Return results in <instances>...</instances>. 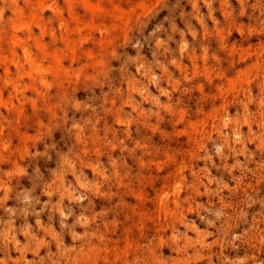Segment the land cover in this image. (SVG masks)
I'll return each instance as SVG.
<instances>
[{
    "label": "rangeland",
    "instance_id": "obj_1",
    "mask_svg": "<svg viewBox=\"0 0 264 264\" xmlns=\"http://www.w3.org/2000/svg\"><path fill=\"white\" fill-rule=\"evenodd\" d=\"M0 264H264V0H0Z\"/></svg>",
    "mask_w": 264,
    "mask_h": 264
},
{
    "label": "bare ground",
    "instance_id": "obj_2",
    "mask_svg": "<svg viewBox=\"0 0 264 264\" xmlns=\"http://www.w3.org/2000/svg\"><path fill=\"white\" fill-rule=\"evenodd\" d=\"M91 4V3H90ZM89 4V5H90ZM86 5V4H85ZM96 5L98 6V4L96 3ZM91 6H92V4H91ZM114 6V5H113ZM131 10V9H130ZM127 11V10H126ZM125 11V12H126ZM124 12V11H123ZM61 23V22H60ZM24 24V23H23ZM25 25V24H24ZM24 25H22V27L24 26ZM15 26V25H14ZM16 27H17V25H16ZM15 27V28H16ZM21 27V26H20ZM13 34V33H12ZM11 34V35H12ZM13 36H14V38H15V35L13 34ZM13 38V37H12ZM66 40V39H65ZM18 42H16V44H17ZM67 43V42H66ZM22 46V45H21ZM23 47V46H22ZM26 48L25 47H23V50H25ZM72 51V50H71ZM27 52V51H26ZM25 51H23V53H26ZM12 53H14V52H12ZM16 53V52H15ZM28 53V52H27ZM27 53H26V55H27ZM72 53V52H71ZM25 55V54H24ZM13 56V55H12ZM14 56H15V54H14ZM30 55H28V57H29ZM73 56V55H72ZM27 59V58H26ZM31 62L30 63H32V60H30ZM14 63V62H13ZM33 66H34V68H35V65L33 64ZM7 71V70H6ZM5 71V72H6ZM247 71V70H246ZM7 81V80H6ZM232 82V81H231ZM232 85V84H231ZM229 89V88H228ZM2 100V99H1ZM6 102V101H5ZM20 109V108H19ZM182 165V164H181ZM211 178V177H210ZM179 184V183H178ZM180 185V184H179ZM178 186V185H177ZM215 189V188H214ZM176 191V190H175ZM213 192V191H212ZM178 193V192H177ZM72 194V193H71ZM164 195V194H163ZM13 213V212H12ZM131 251H133V249L131 250Z\"/></svg>",
    "mask_w": 264,
    "mask_h": 264
}]
</instances>
